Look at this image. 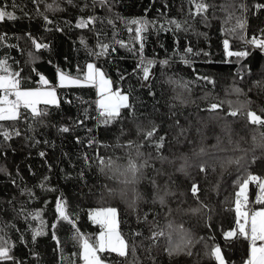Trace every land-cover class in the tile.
<instances>
[{
  "label": "snow or ice",
  "instance_id": "6c2138e0",
  "mask_svg": "<svg viewBox=\"0 0 264 264\" xmlns=\"http://www.w3.org/2000/svg\"><path fill=\"white\" fill-rule=\"evenodd\" d=\"M31 3L35 16L42 20L44 32L63 34L65 28L86 30L95 42L90 45L87 36L79 35L73 41L78 47L73 50H83L90 60L83 66L77 62L76 75L55 65L56 82L53 84L36 67L42 59L41 50L52 52L51 42H45V37H37L30 30L12 36L0 33V158L6 160L10 152L14 156L17 149L13 142L18 140L22 149H38L37 155L47 171L30 187L19 165L14 173L0 165V175L6 177V183L14 190L0 201V264H39L42 257L33 246L38 237L49 234V228L51 240L55 242L53 252L58 255L57 264H188L189 261L202 264L203 259L214 264H235L226 259L214 235H197L185 227L183 221L176 220L177 216H195L211 233L217 208L208 193L215 192L219 197L225 176H231L233 170L232 186L238 189L234 192V207L225 197L223 211H234V227L228 230L221 227L224 247L246 243V258L242 264H264V176L251 171L258 162L264 164V68L259 78L252 79L250 59L253 53L264 58V27L249 36V12L253 18H261L264 2H254L250 8L246 0H222L220 4L215 0H186L188 10L183 19L170 17L159 7L155 8L156 17L149 19L148 13L155 7L156 0L143 8V14L131 16L118 10L127 7L129 0H82L80 4L76 0H31ZM25 7L12 0L9 11L4 0L0 6V22L21 19L16 15L17 10L31 21L33 16ZM69 7L78 9L80 14L74 23L71 19L63 20L61 26V22L52 17L67 12ZM97 8L104 15L97 14ZM163 8H170L168 0H164ZM217 9L222 15H217ZM179 10L183 12V4ZM214 21H219L217 39L224 55L219 63L236 66L235 72L229 71L231 84L225 88V95L236 99L216 98L218 102L210 103L201 111L207 112L213 120L243 117L258 133L251 136L250 147L244 146L243 136L233 139L227 123L221 128L227 137L225 145L219 135H208L207 124L199 120L193 123L180 110L195 103L191 99L193 83L202 81L203 87L211 86L202 97L204 100H208L216 88L214 76L199 73L194 67L195 81L172 71L177 62L192 67V57L203 56L207 64L214 62L211 51L194 47L188 38L189 35L203 38L210 49L209 32L200 31L196 25L211 29ZM118 24L126 31L127 41L120 38ZM153 33L158 47L164 51L163 57L156 48L151 55L146 53L149 36ZM162 33H171L170 54L168 47L159 41ZM182 39L187 41L183 49ZM22 41L29 45L27 50L21 46ZM233 42H239L240 47L234 48ZM120 49L128 56L119 55ZM233 57L235 60L231 59ZM128 58L133 61L131 70L119 65V61ZM47 62L53 63L52 59ZM101 62L114 68L115 79ZM246 78L251 81L247 91L241 86ZM25 81H34L36 86L25 87ZM165 85L172 92L168 100H164ZM70 87L94 90L95 96L94 100L75 97L81 107L74 118L65 116L63 104L74 106L75 101L67 99L66 94L63 100L58 95L59 89ZM225 104L227 111L221 116ZM253 105L258 111L253 110ZM51 129L61 139L73 135L75 144L84 150L76 155V159L82 161L79 169L71 154L61 150L60 160L66 159L72 172L59 168V173L64 180L78 183L75 193L78 210L69 211V200L61 191L55 197L53 221L49 224L43 216L52 201L43 200L44 208L30 206L41 199L37 189L58 191L50 181L59 164L49 162V153L40 149L43 145L45 149L56 150V140L48 138ZM101 131L111 138L109 143L99 138ZM212 138L215 143H207ZM101 147L112 148L113 153L119 149L123 156L101 155ZM88 150H92V155ZM26 159H31V152ZM27 169L36 176L31 164ZM93 169L102 180L90 178ZM209 173L217 179L209 188H204L197 177L203 174L207 181ZM252 184L258 190L254 201L261 205L258 209L249 207L248 192ZM17 194L23 199H18ZM189 198L196 202L195 207H184ZM93 201L100 206H94ZM81 211L86 217L85 223L90 221L99 226L98 234L81 230ZM9 213L11 219L4 220L3 216ZM122 216L124 223L134 219V226L129 224L127 235L120 229ZM33 222H38V226L34 227ZM61 223L69 225L71 230L67 243H71L73 250L68 255H65L66 243L57 235ZM18 245L27 249L28 258L17 254ZM197 245L202 246V254L196 250Z\"/></svg>",
  "mask_w": 264,
  "mask_h": 264
},
{
  "label": "trees",
  "instance_id": "16d2710c",
  "mask_svg": "<svg viewBox=\"0 0 264 264\" xmlns=\"http://www.w3.org/2000/svg\"><path fill=\"white\" fill-rule=\"evenodd\" d=\"M17 4L26 5L25 11L29 12L30 15L33 16V19L31 21L28 20L27 17H23V13L19 10L16 11V15L18 17H21V19H18L14 22L12 21H5L0 22V33L7 32L9 36H12L15 34H22L25 30L32 31L33 35L37 37H45V42H51L52 43V52L49 53L45 50H41L39 55L42 57V59L37 63L36 67L38 71L43 72L45 76H47L53 84H55V72L56 68L55 65H59L61 69H63L66 72H71L72 75H76V64L79 62L82 66L86 60H90L89 57L86 56L85 52L83 50L80 51H74V47H78V45H74L73 41L78 39V36L83 34L88 37V42L90 45L94 44V38L91 36V33H88L86 30H69L65 28V33H46L43 31L42 27V20L37 18L34 13V6L31 3V0H16ZM77 4L82 3V0H76ZM163 2L164 0H156L155 7L152 8V10L148 13L149 19L155 18L157 13L155 11L156 7L161 8L162 11H167L168 15L170 17L174 16L178 19H183L187 13L188 6L186 3V0H168V3L170 5L169 9L163 8ZM217 4H220L222 0H215ZM249 7L251 8L252 3L254 2H264V0H246ZM4 0H0V6H3ZM7 3L9 5L8 10L11 11V3L12 0H7ZM183 4V12H181L179 9L181 8V5ZM151 5V0H129V4L127 7L118 9L122 11L125 15H141L143 14V8ZM43 8V5H41V9ZM78 9L74 8H68L67 12H61L55 14L52 18L61 22V26H63V20L71 19L73 23L75 22V17L79 15ZM97 14L104 15V12L97 8ZM51 15V14H50ZM217 15H222V13L219 12L217 9ZM249 18H250V24L251 27L249 28V36L252 35L254 31H257L260 27H264V16H262L259 19L253 18L251 11L249 12ZM118 28H120V38L124 39L125 41L128 40V35L124 28L121 25H117ZM196 27L200 31H208L210 35V43L211 48H208V43L203 40V38H197L196 36L189 35V39H191L193 46L196 48H203L206 51H211L212 57L211 59L214 61L212 64H207L204 61L207 59L203 56L200 57H192L194 64L192 67H187L182 64H179L178 62L173 65L172 71L176 72L178 76H183L186 80H196V73L192 71V68H196L199 73H206L214 76L217 79V85L212 92L211 97L208 100L202 99L204 97L205 93L208 92L211 89V86H208L207 88L203 87V82L199 83H193L192 85V94L191 99L195 101V103H189L186 107L180 109L184 112L186 116H188L193 123L196 121H202L203 123L207 124V132L209 136H212L214 133L215 135H219L222 140L224 141V144H227V137L225 133L221 130L222 126L226 123L230 126L232 133H233V139H238L239 136L245 137L246 143L244 144L245 147L251 146V136L253 134H257L255 132V126L247 125L246 121L243 117H237V118H231L229 117L227 121L221 119V120H213L209 118V114L205 111H201V109L208 107V105L212 102H218L216 98L219 100H227L232 99L235 100V96H226L225 95V88H227L231 84V77L229 75V71L235 72L236 66L234 64H225V63H219V61L224 59L223 51H222V45L217 39L218 36V28H219V21L213 22V27L211 29H204L202 25L198 24ZM109 38L111 37V30H108ZM159 41L163 42L166 47L169 49V54L171 53V49L173 46L171 33H162L159 37ZM14 42V41H11ZM187 41L182 39L181 40V49L186 45ZM234 48L240 47L239 42H233ZM21 46L24 47L26 50L28 49L29 45H26L23 41L21 42ZM156 48V50L160 53L161 57L164 55L163 49H160L158 47V41L156 35L153 33L149 36V42L146 47V53L148 55L152 54V49ZM14 55H17L19 58V55L17 53H13ZM119 55L121 56H128V54L123 50H119ZM65 57H67V62L65 61ZM49 59H52L53 63L49 64L47 61ZM232 60H235V58H231ZM252 60V68H253V78L257 79L259 78L260 72L262 68H264V58H262L258 53H253V57H250ZM102 63V66L105 68L106 71H109V73L113 76L115 79V70L113 67H110L107 63ZM119 65L123 68H128L131 70V67L133 66V61L131 58L119 61ZM35 77V73L32 74ZM36 80H38V77H35ZM251 85V81L247 80L244 84L241 86L247 91V88ZM25 87H35L36 84L34 81H25L24 83ZM126 87V85H125ZM164 91L165 96L164 100H168L169 97H171L172 92L171 90L165 85ZM67 99H72L75 101L76 96H83L86 100H94V90H80L77 88H67V89H59L58 95H60L63 98L65 97ZM256 97L253 95V99ZM243 99V97H241ZM81 105L78 101H75L74 106H69L67 104H63L64 108V114L65 116H71L75 117L77 114L78 108H80ZM253 110H257L258 108L256 105H253ZM227 111V105H224V111L220 113L221 116L224 115V113ZM54 119H59V117H54ZM80 135H83V133H78ZM48 138L49 139H55L57 143V148L53 152L51 148L45 149L43 145L40 146L41 150H46L49 153L51 163H57L59 164V167L54 168L53 173L51 174V181L50 184L58 189L57 192H40L39 189H37V194L40 196V200L36 202L35 205H31L30 207H39L44 208L43 200L52 201V203H49L47 207L44 210V216L43 218L51 224L53 221V214H54V200L57 195L62 191L67 199L69 200V211H75L77 203L79 201L77 200V197L75 196V193L79 187L78 183L76 181H66L62 178V174L59 173V168H65L66 170L72 172V169L70 168L68 161L60 160V153L61 150L66 151L71 154L73 162L77 164V169H79L80 165L82 164V161H79L76 159V155L79 154L84 149L81 148V146H78L74 142V136L73 135H67L66 138L61 139L59 136L56 135L55 130L51 129L48 131ZM99 138L104 143L110 142V137H108L103 131H101ZM207 143L212 144L215 143V139H209ZM62 146V148H61ZM13 147L17 149L16 154L13 156L11 152L8 155V158L5 160L3 158H0V165H4L8 167L13 173L15 172L16 165L20 166L22 175L25 177V180L27 181L28 185L31 187L33 184H36L39 182V180L43 177V175L47 174L46 167L42 166V161L37 155L38 149H28V148H21L20 142L14 141ZM31 152V159H26L28 153ZM89 155H92V150H88ZM99 152L101 155H120L123 156V153L117 149L115 150V153H113L112 148H100ZM28 164L32 165V170L36 173V176L33 177L27 169ZM251 171L254 174H259L264 176V164L257 163L255 166L252 167ZM75 173L73 172V175ZM90 178L102 180V177H99L96 173L95 169H93V172L90 173ZM235 178V170H233V174L231 176L226 175L225 180L221 186L220 189V195L217 197L215 192L208 193L211 202L216 206L217 208V215L214 217V226L211 230V233L208 229H205L203 227V222L199 221L198 218L191 215H184V216H177L176 220L177 222L183 221L185 223V227L191 228L197 235L208 237L210 235L215 236V242L219 243L222 246V250L225 252L226 259L230 261H235V264H242V260L246 258V243L237 242L233 247L225 248L223 238L221 236V227H223L224 230H228L230 227H234V211H223L224 207L226 205L224 204L225 197H228L229 204L234 207V192L238 189L233 188L232 181ZM197 179L200 181V184L204 188H209L210 183H214L217 177L211 173L208 175L207 181L203 179V174H201ZM255 185L252 184L249 186V192H248V199L251 200V197L254 194ZM14 190L11 188V185H8L6 183V177L3 175H0V201H2L6 195H11V193ZM18 196V194H17ZM18 199H23L18 196ZM94 206H100L96 204L95 201H93ZM192 206H196V202L189 198L187 204L184 205L185 208ZM121 210H123V205H120ZM81 222L80 227L81 230L86 233H93L98 234L99 232V226L93 225L90 221L85 223L86 217H84V213L81 211ZM4 220L11 219V213L3 216ZM125 218L121 217V224L120 229L121 231L127 235L129 231V224H132L134 226V219H129L127 223H124L123 220ZM165 223L163 220V217H161V224ZM33 226H38V222H33ZM145 235H148L147 229H144ZM49 234L43 237H38V242L34 247V251L39 252L41 254V260L39 264H57L58 255L53 252V248L55 247V242L51 240V229L48 230ZM57 235L60 237L62 243H66L65 247V255H68L73 249L71 243H67L68 237L71 235L70 226L66 223H61L58 225ZM30 236V233H29ZM15 238V235L14 237ZM209 243H212L211 240L208 241ZM163 244V241H161ZM202 254L203 249L201 245H197V249ZM17 254L18 255H24L25 258H28L25 254L27 253V249H25L22 245H18L17 247ZM162 252V250H161ZM192 259H195L193 257ZM188 264H191V261L188 262ZM202 264H214V261L209 262L207 259L202 260Z\"/></svg>",
  "mask_w": 264,
  "mask_h": 264
},
{
  "label": "built area",
  "instance_id": "2783aa9c",
  "mask_svg": "<svg viewBox=\"0 0 264 264\" xmlns=\"http://www.w3.org/2000/svg\"><path fill=\"white\" fill-rule=\"evenodd\" d=\"M261 176H262V175H261ZM257 191H258V190L256 189V186H255L254 194H253V196L251 197V200L249 201V207H254V208H256V207L260 206V205L254 203Z\"/></svg>",
  "mask_w": 264,
  "mask_h": 264
},
{
  "label": "rangeland",
  "instance_id": "374dc122",
  "mask_svg": "<svg viewBox=\"0 0 264 264\" xmlns=\"http://www.w3.org/2000/svg\"><path fill=\"white\" fill-rule=\"evenodd\" d=\"M259 207H261V206L256 207V209H258Z\"/></svg>",
  "mask_w": 264,
  "mask_h": 264
}]
</instances>
